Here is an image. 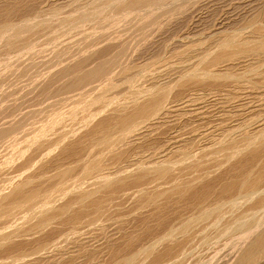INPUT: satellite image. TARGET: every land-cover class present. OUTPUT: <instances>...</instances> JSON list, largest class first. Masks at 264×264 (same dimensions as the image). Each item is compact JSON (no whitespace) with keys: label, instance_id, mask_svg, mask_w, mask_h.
I'll return each mask as SVG.
<instances>
[{"label":"bare ground","instance_id":"bare-ground-1","mask_svg":"<svg viewBox=\"0 0 264 264\" xmlns=\"http://www.w3.org/2000/svg\"><path fill=\"white\" fill-rule=\"evenodd\" d=\"M95 1L98 2L99 0ZM112 1H114V8L124 9L131 13L134 12L139 19L134 24L125 26L123 29L115 30L112 32H103L98 36H84L81 39L80 43H67L61 46H56L51 56L43 58L39 61H33L30 66L24 67L19 70H17L15 67L16 59H14L15 61L8 60V62L4 64L0 62V249L5 247L10 241L20 236V234L25 230H45L49 228L54 223V221H60L62 226H68V229L66 230H68L70 234L72 232H76L77 228L82 222H86L90 226L98 225L101 223L103 224V219L111 210L110 207L112 205V202L115 200L117 201V199L119 198H121L120 200H122V198L124 197H127L128 199V197H131L132 192L135 195L134 197L137 198L138 204L143 208L152 206L154 210L157 209L159 211L162 210L165 203L168 204L174 202V204H177V207H181L180 213L183 212L182 210H191L192 213L190 214L189 212H187V214H189L187 215V219L185 220L184 217V220H181V225L178 228H175V225L173 226L172 224V226H169V224L173 220L169 223L168 217H161L162 219L159 221V227H165L164 235L169 237L173 236V233H176V229H180L178 230L179 232H187L191 225L201 222L203 223V221H207L205 222V225H208V223L210 224V221H218L225 212H230L231 206L233 207V205L238 204L235 207L238 208L239 204L241 205L242 203L241 201L250 200L253 197H255V200L253 201L252 206L249 210L245 209V211L242 210L240 213H238L239 211H235L236 213H238L237 218L239 217L238 219H236V221L246 218L249 214V211L251 210H259L261 208L264 209V124H262L261 127L257 129V131L251 132L247 128L249 127V122L247 123L245 121V123L241 125V123L243 122L240 121L241 126L236 129L234 127L233 130H231L230 128V133H227L225 135L223 133L221 135L222 137H218V139H214V137V141H212L211 145L209 144L210 148L208 149H197L191 147L194 142L192 144L190 140L186 141L183 144H181L180 142L181 145H178L177 147L175 146L176 150L173 151L172 149H170V151L173 152L172 154L170 153L171 155H169V158H167L166 160L163 159L164 157L162 158L164 161L146 164L141 163V161H143L141 159L139 160L140 162L138 164L136 163V161H134V163H136V169L135 167H133L134 170L132 171H130L129 169H125L121 172V174H118L117 170L116 175H111L113 171L110 172L109 170H111V167L113 166L110 165V161H112L113 163H116L118 161L122 163L121 161H123L124 158H129L130 150L126 149V147L131 145L132 143L134 144L138 136L143 138L146 133L152 131V128L156 124L162 121H167L169 118H171L170 116L173 117V112H176V116L182 115V109L180 107L181 105L179 101V105H168V97L172 96L170 92L173 90V88L170 87L171 84L166 85L163 82L157 83V79L159 77L156 75L154 77L152 76V78H154V80L156 81L155 83L152 82L153 86H149L150 88H148V90L145 89L148 92L143 99L140 96L141 94L139 90L137 92L136 89H134L135 92H133L131 89L132 93L127 97L125 101L115 104L111 103V105L113 106L111 108L112 112H106L107 115L102 113L104 116L97 121L94 119L96 121L94 122V124H92L90 121L92 120L91 117L93 115L90 113L91 111L89 112L91 114V117H88V113L85 112L87 113L86 117L83 120L81 119V123H84L83 127L84 125L85 128L87 127V130L84 129L86 130L84 131V134L78 135L79 129L77 130L75 128V130L78 131L77 132L70 128V130L65 129V132L61 131V133L57 131V134L53 133L52 135V132H54L52 131V129H54V126L55 128L56 126H58L55 124L59 122L57 120L61 119L63 115H66L67 121H71L68 119V115L64 114L63 111L69 110V112L75 113L77 107L81 103H83L81 102V100L88 94H92V92H97V96L99 97L104 91H106L107 93V89L113 87L115 85V81H119L120 76L126 75V73L133 67L135 68L134 62H136L139 58H142L143 55L148 54L152 50L154 51V48L159 45V40L157 39L159 36L157 37V35L163 32L167 28L166 26L170 25L171 22L174 21L173 19H175L180 14L186 13V11L190 9L192 4V1H186L182 4H175L176 0ZM196 4L197 3L193 2V5ZM22 5L23 3L21 0H16L14 2L12 1L10 4H6L5 7H1L0 5V48H4L9 52L18 51L22 47L32 43L33 34L35 36V33L40 29L42 30L51 27L52 22L50 21L51 19L49 20L48 18H41L42 20H32L30 18H25L20 20L19 22L10 21V17L8 16L13 15V13L20 10ZM193 8L191 10H193ZM254 10L256 9L254 8ZM187 14L189 15V13ZM258 14L260 15L262 13L260 12ZM182 17L179 19H182ZM72 18V14H69L65 18H61L60 22L64 23L79 19L80 24L87 19V14H80L73 19ZM179 19L178 21L180 22ZM56 25L58 24L56 23ZM36 26H38L39 29L35 28ZM53 26L56 27L55 25ZM50 30L52 31V29ZM218 36L219 37H215L212 40L214 44H217V49L212 50L214 48H211V50L209 49V51L207 52L205 50L206 53L202 56L200 55V52V60L196 64L194 63V67L190 66L192 69L184 75L186 77L183 76L184 78L180 79L176 86L184 87L185 85H187L186 83H190L189 81L195 79H199L197 81L199 82L201 79L205 78L214 79V77H222L228 80L227 83H229V80L230 82L231 80L235 81L232 82L234 86L243 87V85L246 86V82H249V84L252 85L254 89L259 91L264 90V71L260 70L261 68H252L245 72L239 70L240 72L242 71V73H236L233 71V67L237 66L239 63H243L244 59L249 60L256 57L264 58V26L261 27L260 25L259 27L258 25L256 28L253 27L250 32L245 35H241L240 32L238 33L227 31L226 33ZM197 37L199 38V36ZM214 40H216V42ZM194 42L198 43L195 40ZM81 43H83V45ZM198 45H195V47H198ZM189 46V49L193 48H190ZM195 50L197 51V48ZM183 52H185V49ZM188 52L189 54H193V52L190 53V51H187L186 54H188ZM174 53V58H176L177 51H174ZM182 56L183 55H181V57ZM186 56L188 57V55ZM144 57H146V55ZM174 58L172 60H174ZM161 61L162 59L156 58L153 60L152 65L159 66L161 65ZM150 62L151 60L149 61V63ZM162 62L163 65L166 66L164 64L166 61L164 62L163 60ZM175 62L176 61H174V63ZM144 65L147 64L145 63ZM253 65L250 66L254 67ZM138 66H140V63ZM221 67H224L226 69L224 73H219V69ZM149 68L151 67L149 66ZM225 69H222V71ZM151 71H149V73ZM145 73L147 74L146 71ZM130 77L128 78L129 81L131 79ZM134 80L132 81L134 82ZM142 81L144 80H141V82ZM195 82L196 80L194 81V83ZM227 83L226 86H229V84ZM140 84L141 83L139 82V85ZM222 84L219 85L222 86ZM215 85L219 87L218 84ZM115 86L113 88H115ZM212 86L214 88V85ZM133 87H135V85ZM221 89L222 88H220V90ZM231 92L232 90L230 91V93ZM249 94H251V92H249ZM190 95L191 94H189V96ZM29 97V101L32 97L31 104L27 103ZM104 98L102 99L103 101ZM244 98L246 99L245 95ZM180 99L181 97L179 96L178 100ZM251 100L253 99L251 98ZM99 102L101 103V101ZM253 102L254 101H252V103ZM256 102L257 101H255V103ZM94 103L97 105L95 101L93 102V104ZM263 106L264 104L262 105V107ZM88 108H90V105ZM96 110L98 109L95 108L93 111ZM82 111L84 112L86 110L82 109ZM183 112L187 111L183 110ZM195 112L198 113L196 110ZM243 112H245V110ZM259 116L262 117L261 119H264V109ZM63 117L65 118V116ZM193 118L194 117L192 116L191 120H193ZM72 119L76 120L77 118ZM254 123L251 125L252 127L253 125H255ZM77 125L76 127H78ZM259 125L260 124H258V126ZM72 126L75 127L74 125ZM61 127H64V125ZM48 131L49 134L51 133V136L46 139L45 136H47ZM69 133L74 137L77 136V138L75 137V139H73L74 141L72 140L73 142L71 141L70 144H66L65 141L67 136H70ZM196 135L197 134H195V137ZM210 136L211 134L207 136V138L209 137L208 140L211 139ZM191 138L192 136L190 137V139ZM64 142L65 144H63ZM169 142H171V140ZM21 144L23 145L24 150L21 148ZM61 144H63V147H66V145L68 146L63 150L59 149L60 153L58 155L51 157L48 156L49 152H45V150L53 151L51 149L52 147ZM19 147L23 150V154L21 155H19V151V154L16 153V150ZM17 155L18 157H16ZM164 156L166 155L164 154ZM147 158L144 157L143 159ZM150 158H152L151 155ZM19 159L21 160L20 162H18ZM153 159L155 158L153 157ZM16 163H19V165L17 166ZM36 164L37 166L35 168ZM32 165H34V171H31L27 174L21 172L20 174L18 172L23 170V168L30 167ZM16 167H21L22 169L18 170L19 168L17 169ZM13 169H17L18 171H16L18 172V174H20L18 175L19 177H17V179H13L15 170L14 172L12 171L13 177H11L12 175L9 176V172ZM28 169L29 168H27V170ZM118 169L120 168L118 167ZM60 200H63L64 202L61 201L62 203L58 204ZM235 208L234 210H237ZM259 222H261V220ZM257 223L255 225L252 224L246 230H243L242 233L244 234L241 236V238L239 236V242L236 244V254L234 256V259H232V261L227 264L264 263V226L263 228L259 227L258 229L255 228L253 230L255 226L258 227ZM237 226L241 227L242 229L244 227V224H238ZM197 229L199 228L197 227ZM238 230L239 229H237L236 231L238 232ZM182 238L183 240L187 241V239H185L186 237ZM173 240H171L170 242H172ZM135 242L136 241H133L132 246H135ZM130 243L128 245H130ZM180 243L182 244L183 242L180 241ZM164 244H167V246L166 248L163 247L165 250H162V248L161 252L156 251L157 248L154 246V248H156L155 250H153L154 256L155 253L158 252L156 254V259L159 260H157V262H162L161 260L163 259L161 258H164V256L166 255L169 256V259L166 258L168 260L164 258L166 261L169 262L170 259H174L170 258V254L173 253L172 248H174L175 246L172 247V243L168 244L165 242ZM178 244L176 248H179ZM17 246H19V243L17 244ZM17 246L11 249H5L6 251H12L16 248H20V246ZM132 246L130 250H126L127 252L123 254L116 255L115 253L116 256H112L111 264H133L141 261H136V257L138 256V249L143 248L138 247V249L136 250L133 249ZM42 247L43 245H40V249ZM149 247L150 246H148L147 248ZM151 249H149V253L151 252ZM182 249L179 251L181 252ZM177 250L178 249H175V251ZM184 250L185 249H183V251ZM142 254L140 255L142 256ZM25 256V252L22 249H19L16 252L6 253L3 257L0 258V261L14 264L17 261L23 259ZM179 256H183V253ZM148 257L145 259H151L150 257ZM165 260H163V262ZM157 262L155 261L154 263Z\"/></svg>","mask_w":264,"mask_h":264},{"label":"rangeland","instance_id":"rangeland-1","mask_svg":"<svg viewBox=\"0 0 264 264\" xmlns=\"http://www.w3.org/2000/svg\"><path fill=\"white\" fill-rule=\"evenodd\" d=\"M12 1L14 2L16 0H0V5H1V7H5L6 4L7 5L10 4ZM21 1H22L23 5L21 6L20 10L16 11L15 13L12 12L13 15L8 16V17H10V21H12V22L18 21L19 22L20 20L25 19V18H30L32 20H42V19L48 18L49 20L51 19L50 21L53 24L51 23V27H49V28L42 29L43 31L40 29L38 32H36L35 33L36 38L33 34L32 35V43L22 47L18 51H10L9 52L8 50H6L4 48L3 49L0 48L1 49L0 50V62L2 64H4V63L8 62V60L15 61L14 59H16L15 67L17 70L22 69V68L27 67V66H30V64L33 61H39L43 58H47V57L51 56L54 49L56 48V46H61V45L67 44V43H72V44L80 43L81 39L84 36H98V35L102 34L103 32H107V31L112 32L115 30L123 29L125 26H129L131 24H134L139 19L137 17L136 13H134V12L131 13V12H128L127 10H124V9L114 8V1H112V0H99L98 2H96L95 0H34V1L33 0H21ZM186 1H192L190 9L188 11H186V13L180 14L175 19H173L174 21L171 22L172 25L170 24V25L166 26L167 28L163 32L159 33L161 36L159 34L157 35V37L159 36L157 38L159 40L158 41L159 45H157L154 48V51L152 50L148 54H145L146 57H144L145 55H143V57H142L143 59L139 58L136 62H134L135 68L133 67L130 71H128L126 73V75L128 77L126 75L120 76L119 81L118 80L115 81V85H116V86L114 85L115 88H113L114 87L113 86V87H110L107 89L108 95H107L106 91H104L100 95V97L97 96L98 95L97 92H92V94L90 93L91 95L88 94L87 96H85L84 98H87V99L83 98L81 100V102H83V103L80 102L82 105L80 103H79L80 105L78 104L80 107L79 106H78L79 108L77 107V109H76L77 113L76 112L71 113V112H69V110L63 111L64 114L68 115V119L71 120L70 121L71 123L69 121H67L66 115H63V116H65L66 120L62 116L61 119L57 120L59 122H57L55 124L58 126H56V128L54 126V129H52V131H54V132H52L50 130L52 132V135H53V133L57 134L56 133L57 131L65 132L68 129L70 130V128L73 130H75V128H76L77 130L79 129V132L77 130H75L79 133L78 135L84 134V131L87 130V127L85 128V125L83 127L84 123L82 124L81 122L86 117L87 113L89 114V115L87 114L88 117H91V114H93L91 117L92 120H90V121L92 124H94V122H96L98 119H100L104 116L103 114L107 115L108 112L109 113L112 112L111 108L113 106L111 105V103L115 104V103H120V102L125 101L127 99V97L132 93L131 89L133 92H135L134 89H136L137 92L139 90V92L141 94L140 96L143 99L144 96L147 95L148 88L153 86L152 82L155 83V81H156V80H154V78H152V76L154 77L156 75L159 77L157 79V81H158L157 83L163 82L166 85L171 84L170 87H172L173 90L170 92V94L172 96H170V94H169L170 97H168V102H169L168 105H175V104L179 105V103H178V101H179L180 105H181L180 107L182 109V111L180 110L182 112V115L176 116L175 115L176 112H173L174 113L173 117L170 116L171 118H169L167 121H162V122L156 124L152 128V131L149 133H146V135L143 138L138 136L136 138V141L134 142V144L132 143L131 145L126 147V149L130 150L129 158H124V160L121 159V160H123V161H121L122 163H120L118 161V162H116L117 164L115 162L113 163L112 161H110V165L113 166V167H111V170H109L110 172L113 171L112 174L110 173L112 176L116 175L117 170H118V174H121V172L124 171L125 169H129L130 171L134 170L133 167H135V169H136V163L138 164L140 162L139 160H141V159L143 160V161H141V163H146V164L164 161L167 158H169V155H171L172 152L174 150H176V147L178 145H181V144L185 143L186 141L190 140V142H192V144L194 142V144L191 145V147H194L197 149H208V148H210V145H211L212 141H214V139H218V137L219 138L222 137L221 135L223 133H224V135L227 133H230V131L233 130L234 127H235V129L238 128L239 126L244 124L245 121L247 123L249 122L248 123L249 127H247V128L251 132L257 131V129H259L262 124H264V121H262L264 119H261L262 117L259 116V115H261V112L264 109V106L262 107V105L264 104V94H263L264 90H262L263 91L262 92V91L254 89L253 86L249 84V82L245 83L246 86L243 85V87H241V86H234L232 82H235V81H233V80H231V82L229 80V83H227L228 82L227 79H224L222 77L221 78L220 77H214V79H212V78L201 79L200 80L201 82L200 81L197 82L199 79H195L196 80L195 83H194L195 80L189 81L190 83H186L187 85H185L184 87L176 86V84L180 81V79L186 77L184 75L192 69L190 66L194 67L195 64L200 60V58H201L200 55L201 56L204 55L207 51H209V49L211 50V48H214L212 50L217 49V44L216 43L214 44V42L212 41L215 37H219L218 35H222L223 33H226L227 31L228 32H231V31L232 32H238V33L240 32L241 35H245V34L249 33L253 27L256 28L258 25H259V27H260V25H261V27L264 26V16H263L264 15V12H263L264 11V0H176L175 4H182ZM193 2L197 3V4L193 5ZM260 3H262V4H260ZM192 8H193V10H191ZM254 8L256 10H254ZM256 11H258V12H256ZM260 12L262 14L259 15L258 13H260ZM187 13H189V15ZM69 14H72L73 18L80 15V14H87V19L84 22H81L80 24H79V22H80L79 19H76L74 21L64 22V23L60 22L61 18H65ZM182 15H183V17H182ZM8 17H6V18H8ZM181 17H182V19H179ZM177 18L180 20L181 23L178 21ZM201 18H203V19H201ZM58 22H60V23H58ZM56 23L58 25H56ZM53 25H55L56 27H54ZM35 28L39 29L38 26H36ZM37 29H36V31H37ZM50 29H52V31ZM197 36H199V38L201 40ZM204 37H205V39H204ZM194 40L197 41L198 43L194 42ZM214 41L216 42V40H214ZM81 44L83 45V43H81ZM198 44L199 45L201 44V45L199 46ZM189 45H191V46H189ZM195 45L196 46L198 45V47H195ZM213 45H215V46H213ZM188 46L190 48L191 47H193V48L189 49ZM181 48L182 49L184 48L185 52H183L184 49L182 50ZM196 48H197V51L195 50ZM173 50L177 51L176 58H174L175 53ZM205 50H206V52H205ZM1 51H4L5 53L1 52ZM187 51H190V53L193 52V54L192 53L189 54V52H188V54H186ZM178 52H179V56H178ZM199 53H200V55H199ZM180 54L183 56L181 57ZM151 55H152V57H151ZM184 55L185 56L188 55V57L187 56L185 57ZM149 58H151V59H149ZM156 58L162 59V61L164 60V62L166 61L164 63L166 66L163 65L162 61L160 63L162 65V67H161V65H159V66L152 65L153 60ZM173 58H174V60H172ZM254 59H249V60L244 59L243 63H239L237 66L233 67V71L236 73L237 72L242 73V71L245 72V71L250 70L252 68L256 69V67H259V68H261L260 70L264 71V63H263L264 58L263 57H256ZM257 59H259V60H257ZM150 60H151V62L149 63ZM174 61H176V62L174 63ZM242 61H243V59H242ZM139 63H140V66H138ZM145 63L148 66L144 65ZM183 63L187 66H185ZM244 65L245 66L247 65L246 68ZM250 65H253L254 67H251ZM149 66L151 68H149ZM239 67L240 68L242 67V68L240 69ZM134 69L136 72L134 71ZM142 69H143V71H142ZM222 69H225V68L221 67L219 69L220 72L219 71L218 72L224 73L226 71V69L223 71H222ZM239 70H242V71L240 72ZM145 71L147 72V74L145 73ZM149 71H151V72L149 73ZM155 72H156V74H155ZM149 75H151V76H149ZM164 75H165V77H164ZM146 76H148V77H146ZM126 77H127V79H126ZM129 77L132 80L135 79L134 82L131 79L129 81V79H128ZM254 78H256V77H254ZM138 79H139V81H138ZM141 80H144V81H142L143 83L141 82ZM121 81H123L124 83ZM139 82L142 85L141 84L139 85ZM191 82H193L194 84ZM226 83L229 84V86L228 85L226 86ZM131 84H132V86H131ZM211 84L214 85V88H216V87L217 88L214 89ZM215 84H218V85L222 84V86L219 85V87H218ZM134 85H135V87H133ZM147 85H148V87H147ZM247 85L248 86L250 85V86L248 87ZM224 86H226V87H224ZM137 87H138V89H137ZM232 87H234V88H232ZM238 87H240V88H238ZM220 88H222V89L220 90ZM230 88H232V89H230ZM145 89H147V90H145ZM179 89L181 92L179 91ZM144 90H145V92H144ZM231 90H232V92L230 93ZM238 91H239V93H238ZM240 91H242V92H240ZM249 92H251V94L253 96L251 94H249ZM255 92L257 95L255 94ZM176 93H177V96H176ZM126 94H127V96H126ZM189 94H191V95L189 96ZM229 94H230V96H229ZM240 94L242 95L243 98L241 97ZM178 95L181 97L180 100H178V98H179ZM244 95L246 96V99L244 98ZM235 96H238V97H235ZM104 97H107V98H104ZM95 98H97V99H95ZM98 98H99V100H98ZM103 98H104V101L102 100ZM251 98L253 100H251ZM29 99H30V97L28 98L27 103L31 104L32 103L31 102L32 97H31L30 101H29ZM248 99H250V100H248ZM105 100H107V101H105ZM94 101L97 103V105L95 103L93 104ZM99 101H101V103ZM252 101H254V102L252 103ZM255 101H257V102L259 101L258 104H257V102L255 103ZM107 103H108V106H107ZM259 104H260L261 108H260ZM89 105H90V108H88ZM237 106L241 109H239ZM95 108L98 110L93 111ZM82 109H84L86 111L83 112ZM259 109H260V111H259ZM102 110H105V111H102ZM183 110L187 111V112H183ZM195 110L198 113H196ZM244 110H245V112H243ZM80 111H81V113H80ZM67 112H69V113H67ZM85 112H87V113H85ZM256 113H258V114H256ZM99 114H100V116H99ZM235 114H236V116H235ZM83 115H84V117H83ZM191 115L194 117L193 120H191L192 119ZM199 115H201L202 117ZM69 116H71V117H69ZM79 117H83V118H79ZM72 118H77V119L75 120ZM197 120H199V121H197ZM234 120H236V121H234ZM186 121H187V123H186ZM188 121H189V123H188ZM240 121L243 123H241ZM254 121H255V123H254ZM76 122L78 125L76 124ZM240 123H241V125H240ZM253 123L255 125H253V127H252L251 125ZM258 124H260V125L258 126ZM63 125H64V127H61ZM72 125H74L75 127H73ZM76 125L78 127H76ZM68 126H69V128H68ZM227 126H228V128H227ZM191 128L192 129L194 128V129L192 130ZM230 128H231V130H230ZM84 129H86V130H84ZM190 129H191V131H190ZM221 129L223 132L221 131ZM47 133H48L47 136H45L46 139L51 136V133L49 134V131ZM195 134H197L196 135L197 138L195 137ZM210 134H211V136H213V135L214 136L213 137L210 136V138L212 140L209 139L210 140L209 141L208 140L209 137L207 138V136H209ZM68 136H67L66 141H65L66 144H68V143L70 144L71 141L73 139H75V137L77 138V136L74 137L71 134L69 137ZM191 136H192V138L190 139ZM170 140H171V142H169ZM65 142L63 144H65ZM175 142L179 143V144H176ZM180 142H181V144H180ZM196 143H197L198 147L196 146ZM63 144L55 145L58 147H55V146H54L55 148L52 147L51 149L53 151L45 150V152H49L48 156H51V157L56 156L60 153L61 149L63 150L64 148H66L68 146V145H66V147H63L62 146ZM20 146L24 150L23 145L21 144ZM164 146H166V147H164ZM60 147H62V148H60ZM21 148L19 147L16 150L17 154L20 153L19 155L23 154V150ZM167 148H169V149H167ZM170 149H172L173 151H170ZM161 150H162V152H161ZM166 150H167V152H166ZM18 151H19V153H18ZM161 154H163V155H161ZM164 154L167 157L164 156ZM150 155L152 158H150ZM153 155H155V156H153ZM16 157H18V155ZM141 157H143V158L148 157L149 159L148 158L143 159ZM153 157L155 159H153ZM138 158H140V159H138ZM67 160H69V159H67ZM127 160H129V161H127ZM149 160H150V162H149ZM20 161L21 160L19 159L18 162H20ZM130 161H132V162H130ZM134 161H136V163H134ZM118 163H119V165H118ZM132 163H134V164H132ZM16 165L18 166L19 163H16ZM114 165L115 166L118 165V166L115 167ZM130 165H131V167H130ZM33 166L34 165H32L30 167L23 168L24 171L21 170L22 169L21 167H16L17 169L19 168L18 170H21V171H18L17 169H13L10 171L11 173L9 172V176H11L15 170L16 173L14 172V174H13L14 178L13 179H17V177H19L18 175H20L21 173L27 174V173H30L31 171H34L37 164L35 165V168ZM118 167L121 170L118 169ZM27 168H29L28 170H30V169L31 170L28 171ZM16 170L19 173L20 172L21 173L18 174V172ZM13 175L11 177H13ZM263 193H264V191H263ZM130 194H129V196H130ZM134 196L135 195L132 192L131 197H128V199H127V197H124V198H122V200H120L121 198H119V199H117V201L116 200L113 201L112 205L110 207L111 210L109 211L107 216L103 219V224L101 223L98 225L90 226L88 223L82 222L79 225L80 228L78 227L77 231L72 232L71 234H70V232H68V230H66V229H68V226H62L60 221H54V223L49 228H47L45 230H36V231H30V230L26 231L25 230L23 233L20 234V236H18L14 240L10 241L5 247L0 249V258L3 257L8 252H16L17 250L22 249L25 252L26 256L14 264H111L112 256H114L115 253H116V255H119V254H123V253L127 252L126 250L131 249V246L133 245V241H136L134 244L135 246H132V248L136 249V250L138 249V247L143 248V249H140V248L138 249V256L139 257L138 256L136 257L137 258L136 261L141 260L142 262L141 261L136 262L134 260L136 263H133V264H152V263L153 264H162V263L163 264H170V263L171 264H227V263L231 262L232 259H234V256L236 254V251H235L236 250V244L239 242V236L241 238V236L244 234V233H242L243 230H246L252 224L255 225L260 220H261V222L257 223L258 227L255 226L253 228V230L255 228L258 229L259 227L263 228V226H264V209L263 208H261L259 210L258 209L251 210V211H249V214L246 218L236 221V219L239 218V217L237 218L238 213H240L242 210L245 211V209L246 210L250 209L253 201L255 200L254 199L255 197H253L252 198L253 200L250 199V200H243L244 202L241 201L242 202L241 205L239 204V206H238L239 209L235 208L238 204L233 205V207L237 210H234V208L231 206L230 212H228V213L225 212L220 217V219L218 221L215 220L216 222L215 221L212 222L210 220H213V219H210L209 220L210 224L208 223V225H205V222H207V221H205V222L203 221L205 226L203 225L202 222L191 225L187 232H181L180 231L181 232L180 233L178 231L180 229H176L175 230L176 233H173L174 235L169 237V236L164 235L165 234L164 233L165 227H163L162 225H161L162 227H159V225H160L159 221L164 217H168L169 223L173 220L172 221L173 223L171 222L169 224V226L172 224L173 226L175 225V228H178L181 225L180 224L181 220L183 221L184 219L185 220L187 219V217H188L187 215H189V214H187V212H189L190 214L192 213L191 210H182L183 212L180 213L181 207H177V204L175 203L176 204L175 205L174 202L168 203V204L165 203V205H163L162 210H159V211L157 209L154 210V208H152V206L143 208L138 204V200ZM61 201L64 202L63 200H60L58 202V204L62 203ZM123 201H124V203H123ZM230 203H229V205H230ZM182 207H184V206H182ZM184 211H186V212H184ZM235 211L236 212L239 211V212L236 213ZM183 214H184V216H183ZM230 216H232V217H230ZM158 217H159V219H158ZM255 221H256V223H255ZM238 224H244V227L241 229V227L237 226ZM198 225L202 226V227H199ZM235 226H237V227H235ZM197 227L199 229H197ZM237 229H239L240 231L238 230V232H237L236 231ZM194 231H197V232H194ZM221 231H223V232H221ZM133 232H134V234H133ZM192 232H194V233H192ZM199 234H201V235H199ZM188 236H189V238H188ZM247 236H249V235H247ZM182 237H186L185 239H187V241L183 240ZM198 237H199V239H198ZM134 239H136V240H134ZM157 239H158V241H157ZM204 239H205V241H204ZM129 240H130V242L132 240L133 241L130 243ZM159 240H160V242H159ZM166 240H168V241H166ZM171 240H173V241L170 242ZM180 241L183 243L181 244ZM165 242L168 244L172 243V247L175 246L174 248H172L173 253L170 254V258H174V259H170L168 262L166 260L169 259V256L166 255V256H164V258L165 259L168 258V259L165 260L164 258H161V259L165 260L166 262L165 261L163 262V260H161V259L160 260L162 262H159V261L157 262V260H159V259H156V254L158 252H161V249L163 247L166 248L167 244H164ZM187 242L189 245L187 244ZM18 243L20 246L19 249L16 248L12 251H6L7 248L11 249V248L17 246ZM129 243H130V245H128ZM44 244H45V246H44ZM56 244H57V246H56ZM152 244H154V245H152ZM155 244H157V245H155ZM177 244H178L179 248H176ZM190 244H191V246H190ZM40 245H43V247L41 248L43 250L40 249ZM126 245L130 248H128ZM19 246H17V247H19ZM148 246H150V247L147 248ZM154 246L157 248L156 251H158V252L155 251L156 252L155 256H154L153 250H155L156 248H154ZM159 246H160V248H159ZM184 246H186V247H184ZM50 247H51V249H50ZM164 248L162 250H165ZM182 248L185 250L183 251ZM145 249H146V251H145ZM149 249H151L150 253H149V251H150ZM175 249H178V250L175 251ZM181 249H182V251L180 252L179 250H181ZM113 251H114V253H113ZM182 253H183V256H181L182 257L181 258L179 255ZM140 254H142L143 257ZM148 256L151 259H145ZM177 258H178V260H177ZM113 259H114V257H113ZM155 261L157 263H154ZM150 262H152V263H150ZM0 264H9V263H5V262L0 261ZM260 264H264V263L261 262Z\"/></svg>","mask_w":264,"mask_h":264}]
</instances>
